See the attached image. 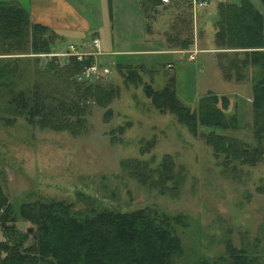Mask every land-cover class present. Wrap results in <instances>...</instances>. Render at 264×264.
Instances as JSON below:
<instances>
[{
	"label": "rangeland",
	"instance_id": "374dc122",
	"mask_svg": "<svg viewBox=\"0 0 264 264\" xmlns=\"http://www.w3.org/2000/svg\"><path fill=\"white\" fill-rule=\"evenodd\" d=\"M127 3L113 0L110 6L113 10ZM178 25L177 28L184 30L182 24ZM171 32L170 35L175 30ZM200 35L199 40L204 43L208 31L202 30ZM66 42L60 41L54 46L56 52L41 53L38 66H45L54 53L59 54L63 63L68 54L63 53ZM186 52L98 55L94 63L96 71L85 76L117 86V92L107 105H99L89 98L85 113L80 116L83 120L73 129L33 123L24 113L14 114L7 110L8 95L2 93L0 188L12 207L16 210L20 202L52 198L72 203L73 211L79 212H86L92 206L132 210L155 205L169 214H188L198 222L199 233L192 238L181 227L177 232L187 248L197 245L207 257L223 250L222 242L228 234L237 246L243 243L264 246V150L254 163L241 162L239 156L222 165L230 154L219 150V145L216 149L215 143H221L202 133L208 128L200 126L193 135L173 114L159 112L152 106L141 86L125 83L117 67L118 62L145 63L153 72L140 71L142 79L155 88L174 78L177 95L192 108L197 107L198 97L207 90L226 93L230 103L224 112L226 116L235 112L239 127L220 131L253 147L256 139L251 131V69L244 68V77L238 80L234 68L229 70L227 64L226 69L221 67L235 54L223 55L216 63L213 54L202 51L189 60ZM166 60L173 64L168 65ZM26 67V72L15 79V91L29 87L36 79L32 58ZM39 80L51 93L52 89L57 90L55 83L64 85L62 80L43 74ZM166 153L173 157L175 171L182 175L175 194L159 193L123 169V159L153 157L150 163L155 165ZM15 226L19 230L32 227L30 233L34 231L32 223L19 216ZM4 238L0 229V240Z\"/></svg>",
	"mask_w": 264,
	"mask_h": 264
},
{
	"label": "trees",
	"instance_id": "16d2710c",
	"mask_svg": "<svg viewBox=\"0 0 264 264\" xmlns=\"http://www.w3.org/2000/svg\"><path fill=\"white\" fill-rule=\"evenodd\" d=\"M107 1L111 5V0ZM139 2L148 17L151 7L160 0ZM214 25L215 48H232L231 53L235 54L221 67L226 69L227 64L229 70L234 68L238 80L244 77V68L251 69V131L256 139L253 147L220 131L239 127L237 114L226 116L224 112L230 103L226 93L207 90L198 97L197 107L192 108L177 95L174 78H168L162 87L155 88L142 79L140 71L153 72L145 63L118 62L117 67L125 83L141 86L152 106L159 112L173 114L193 135L200 126L208 128L202 133L221 143H215V148L219 145V150L230 154L222 165L239 156L241 162L254 163L264 150L262 17L248 0H241L239 4L217 2ZM181 28L171 35L179 39L176 49L189 48L193 41L191 32ZM60 41H64L61 34L31 20L21 5L0 0V95H8L7 110L24 113L33 123L73 129L83 120L80 116L85 113L89 98L99 105H107L117 92V86L87 79L83 72L96 63L95 55L90 52L81 57L69 53L63 63L59 54L54 53L45 66H38L40 54L56 52L54 46ZM225 52L220 51L218 55L230 54ZM30 58L34 60L36 79L29 87L15 91V79L26 72ZM40 74L62 80L64 85L55 83L57 90L52 89L51 93L39 80ZM150 160L123 159V169L159 193L175 194L182 175L175 171L173 157L166 153L155 165H151ZM72 206L62 199H36L20 202L15 210L0 188V229L6 236L0 240V264H264V246L258 243L237 246L230 234L222 242L223 250L213 257L203 255L197 245L187 248L177 228L181 227L190 238L199 233L198 222L188 214H169L148 204L132 210L92 206L86 212L73 211ZM17 216L31 222L34 231L17 229ZM257 239L259 242L260 238Z\"/></svg>",
	"mask_w": 264,
	"mask_h": 264
},
{
	"label": "crops",
	"instance_id": "0c3cea01",
	"mask_svg": "<svg viewBox=\"0 0 264 264\" xmlns=\"http://www.w3.org/2000/svg\"><path fill=\"white\" fill-rule=\"evenodd\" d=\"M8 1H14L26 9L31 20L46 24L61 34L64 40H67L65 44L67 48L73 45L77 51L90 52L95 57L187 51V59L193 60L194 55L197 56L204 51L206 54H213L216 63V59L220 57L218 55L220 51L231 53L233 50L232 48H215L216 4L217 2L233 4L241 2V0H160L153 8L151 7L147 17L139 0H126L127 5L122 7L115 5L116 8L113 10L107 0ZM248 1L260 13L264 31V0ZM111 2L113 3V0ZM178 24H185L184 29L188 33L191 32L193 41L189 48H175L179 39L172 38L171 35L174 34L170 35L169 32L178 29L176 27ZM202 30L208 31V39L204 37V43L199 40ZM119 32L123 36H119ZM96 39L98 46L95 45ZM121 40L125 43L120 44ZM114 59L117 58L114 57ZM168 62L172 63L171 60H166V63Z\"/></svg>",
	"mask_w": 264,
	"mask_h": 264
},
{
	"label": "built area",
	"instance_id": "2783aa9c",
	"mask_svg": "<svg viewBox=\"0 0 264 264\" xmlns=\"http://www.w3.org/2000/svg\"><path fill=\"white\" fill-rule=\"evenodd\" d=\"M95 45H96V46L99 45L97 39L95 40ZM73 49H75V47H74L73 45H69L68 48H67V50H69V51H67V52H63V53H68V54H69V53H74V52H70V51H72ZM75 54H76L78 57H81L83 53L77 51V52H75ZM94 71H96V64H92V65H90L89 67H87L83 73H84V75H88V74H90L91 72H94ZM80 78H81V76H78V79H80Z\"/></svg>",
	"mask_w": 264,
	"mask_h": 264
},
{
	"label": "water",
	"instance_id": "95a60500",
	"mask_svg": "<svg viewBox=\"0 0 264 264\" xmlns=\"http://www.w3.org/2000/svg\"><path fill=\"white\" fill-rule=\"evenodd\" d=\"M32 230V227H28L27 231L30 232Z\"/></svg>",
	"mask_w": 264,
	"mask_h": 264
}]
</instances>
